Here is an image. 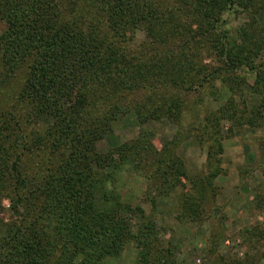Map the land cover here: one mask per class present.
I'll use <instances>...</instances> for the list:
<instances>
[{"label":"trees","instance_id":"1","mask_svg":"<svg viewBox=\"0 0 264 264\" xmlns=\"http://www.w3.org/2000/svg\"><path fill=\"white\" fill-rule=\"evenodd\" d=\"M78 1L105 31L84 28L71 0H0V89L23 75L25 108L0 112V206L9 199L15 218L0 226V264H106L128 245L137 264H177L176 247L156 245L151 220L124 201L115 174L132 165L179 200L180 223H204L221 171L194 180L177 151L196 138L209 144L208 162H220L224 124L264 129V0ZM230 13L246 20L227 29ZM218 84L235 97L212 110ZM126 108L142 124L170 119L180 133L160 153L143 141L98 152L102 127ZM182 179L189 191L178 195Z\"/></svg>","mask_w":264,"mask_h":264},{"label":"rangeland","instance_id":"2","mask_svg":"<svg viewBox=\"0 0 264 264\" xmlns=\"http://www.w3.org/2000/svg\"><path fill=\"white\" fill-rule=\"evenodd\" d=\"M71 1L72 5L76 4L73 8L75 15L85 18L84 28L93 23L97 30H106L104 24L99 23V14L95 8L81 6L78 0ZM233 14L226 15L227 29L237 28L246 20L244 16ZM259 22L264 27V12ZM2 30L0 25V35ZM145 39L144 32L140 31L136 40ZM131 47L135 49L134 46ZM41 53L48 57L54 56L45 45L41 47ZM262 59L264 61V56ZM1 67L0 61V83L3 81ZM23 78V75L19 76L4 89H0L1 113L11 106L19 110L25 109L20 100L18 101ZM218 86L223 88V98L217 102L207 100V105L212 110L221 107L233 96L227 88L220 84ZM246 99L252 104L249 94ZM236 103L241 107L242 100L237 99ZM126 111L127 108L116 121L102 127V137L95 143L98 152L108 154L124 148L127 144L143 141L151 143L160 153L180 133V127L172 124L170 119L162 117L160 120L142 124L135 112ZM22 115H25L23 110ZM188 120L189 118L185 123ZM190 124L191 122L188 123ZM220 132L224 150L218 156L220 162L213 160L210 164L207 155L209 144L199 145L196 138L184 141L177 151L178 157L183 160L194 180L203 179L216 169L221 171L214 180V186L218 190L216 206L204 210V223H180L179 200L172 197V193L170 196H161L158 187L147 181L145 174L136 172L132 165L115 174L119 180L118 189L125 202L133 207H141L147 220H151L154 235L157 237L156 245L161 246L162 243L171 251L172 245L176 247L174 260L177 264H264V129L249 126L247 123L236 126L228 123L223 125ZM182 184L188 185V188L179 190L178 195L189 191L190 185L183 179ZM10 207L9 199H4L0 206L2 227L15 219ZM144 223H147L145 218H132L135 226H142ZM137 263L138 250L135 246L128 245L119 258L106 264Z\"/></svg>","mask_w":264,"mask_h":264}]
</instances>
